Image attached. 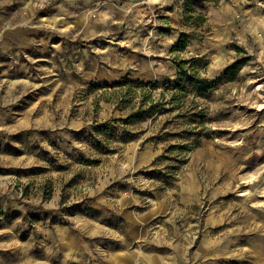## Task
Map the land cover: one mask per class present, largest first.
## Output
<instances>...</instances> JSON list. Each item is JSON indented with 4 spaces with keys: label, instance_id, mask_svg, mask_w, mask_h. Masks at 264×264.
Returning <instances> with one entry per match:
<instances>
[{
    "label": "rangeland",
    "instance_id": "obj_1",
    "mask_svg": "<svg viewBox=\"0 0 264 264\" xmlns=\"http://www.w3.org/2000/svg\"><path fill=\"white\" fill-rule=\"evenodd\" d=\"M188 2L0 0V264H264V0Z\"/></svg>",
    "mask_w": 264,
    "mask_h": 264
},
{
    "label": "trees",
    "instance_id": "obj_2",
    "mask_svg": "<svg viewBox=\"0 0 264 264\" xmlns=\"http://www.w3.org/2000/svg\"><path fill=\"white\" fill-rule=\"evenodd\" d=\"M185 6L187 9L190 7L188 0ZM186 21L192 26L199 28L203 23H205L206 19L198 14L196 16H186ZM193 36L194 34L191 33H183L178 44L172 49V52H184L190 43V38H192ZM201 63L202 60L194 57H191L187 60H174L173 66L176 69L177 80L175 81V85L173 86L169 85V80L166 77H163V82H125V84L127 83L130 88L134 86L140 88L143 94V98L138 109L128 116V121L141 118H152L155 116V114L159 113L162 109L161 107L165 106L166 104L170 105V110H172L177 104L184 103V100L190 93L196 92L200 95H205L208 91L214 89L217 86V81L212 82L206 78L201 77ZM244 64L245 59L237 60L233 64H231L224 73L225 80L228 82L235 81ZM161 83L164 85L163 88L165 89V92H168L170 94L169 100L165 98V93L158 94V96H160L162 99H154L155 93L160 88Z\"/></svg>",
    "mask_w": 264,
    "mask_h": 264
},
{
    "label": "bare ground",
    "instance_id": "obj_3",
    "mask_svg": "<svg viewBox=\"0 0 264 264\" xmlns=\"http://www.w3.org/2000/svg\"><path fill=\"white\" fill-rule=\"evenodd\" d=\"M243 210V209H242ZM244 211V210H243ZM257 211V214L258 215H261V216H263L264 215V213L262 212V211H258V210H256ZM241 214V213H240Z\"/></svg>",
    "mask_w": 264,
    "mask_h": 264
}]
</instances>
